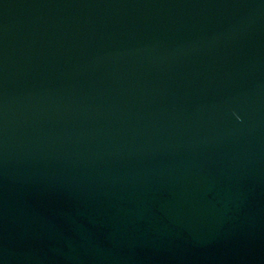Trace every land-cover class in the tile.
<instances>
[{"label": "water", "instance_id": "water-1", "mask_svg": "<svg viewBox=\"0 0 264 264\" xmlns=\"http://www.w3.org/2000/svg\"><path fill=\"white\" fill-rule=\"evenodd\" d=\"M0 264H264V0H0Z\"/></svg>", "mask_w": 264, "mask_h": 264}]
</instances>
